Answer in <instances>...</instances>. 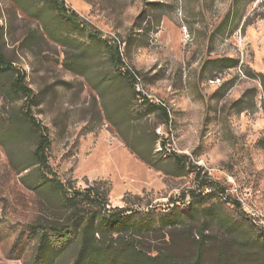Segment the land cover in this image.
<instances>
[{
    "label": "rangeland",
    "instance_id": "rangeland-1",
    "mask_svg": "<svg viewBox=\"0 0 264 264\" xmlns=\"http://www.w3.org/2000/svg\"><path fill=\"white\" fill-rule=\"evenodd\" d=\"M64 1L83 30L57 18L44 0H0V53L25 75L35 98L32 115L48 128L49 164L58 178L77 188L107 182L111 206L146 210L170 207L196 188L199 171L223 188L204 206L238 221L243 212V221L264 227V89L255 75H264V0ZM42 4L48 14L36 15ZM49 20L66 41L52 34ZM88 32L120 46L125 68L138 76L136 90L169 112L168 125L151 113L123 134L139 151L153 132L162 137L167 152L185 156L182 175L140 160L107 120L105 108L117 118L144 105L133 99L132 106V91ZM23 101L0 90L5 117ZM19 127L15 140L0 142V264L33 260L27 227L53 216L23 183L27 170L21 168L30 164L36 140L25 124ZM164 158L159 164L167 168ZM206 226L211 236L225 238L217 219L208 218Z\"/></svg>",
    "mask_w": 264,
    "mask_h": 264
},
{
    "label": "trees",
    "instance_id": "trees-1",
    "mask_svg": "<svg viewBox=\"0 0 264 264\" xmlns=\"http://www.w3.org/2000/svg\"><path fill=\"white\" fill-rule=\"evenodd\" d=\"M44 4L66 24L84 29L78 15L64 0H44ZM44 4L36 15L44 10L48 14ZM50 26L55 37L60 35L62 42L66 41L61 31L51 23ZM88 33L106 50L117 77L132 91V106L133 99L144 105L143 110L134 112L131 108V112L117 118L105 108L107 120L122 133L121 139L140 160L165 173L182 175L187 170L185 156L167 152L162 137L153 132L147 137L145 150L139 151L123 134L128 132L130 123L151 113H156L162 124L168 125L169 112L164 104L151 102L136 90L138 76L125 68L120 46L102 38L100 33ZM75 67L74 70H78L77 64ZM255 75L262 78L264 89V75ZM0 90L12 101L24 99L11 117L0 112V142L15 140L21 133V123L35 134L31 162L21 168V172L27 170L22 179L27 187L41 195L43 205L53 212L51 218L36 220L27 227L35 241L33 260L28 264H264V227L243 221L247 219L243 212L238 221L220 216V209L204 206L206 198L216 192L222 195L223 188L202 180L199 171L196 188L187 190L177 201L170 203V207L141 210L132 206H111L107 182L96 181L77 188L73 182L59 179L52 170L48 156L51 146L48 128L32 115L35 98L25 85V75L2 53ZM122 123L129 127L123 130ZM136 139L142 140L139 136ZM156 143L159 147L155 148ZM162 154L170 162L167 168L159 164ZM187 198V204H177L178 201L184 204ZM235 206L240 208L238 203ZM208 218L217 219L225 231L224 239L207 233Z\"/></svg>",
    "mask_w": 264,
    "mask_h": 264
},
{
    "label": "built area",
    "instance_id": "built-area-1",
    "mask_svg": "<svg viewBox=\"0 0 264 264\" xmlns=\"http://www.w3.org/2000/svg\"><path fill=\"white\" fill-rule=\"evenodd\" d=\"M138 86V84H137ZM137 91H139V89H137ZM151 102H153V100L149 99ZM157 131L159 132L160 131V128L157 129Z\"/></svg>",
    "mask_w": 264,
    "mask_h": 264
}]
</instances>
